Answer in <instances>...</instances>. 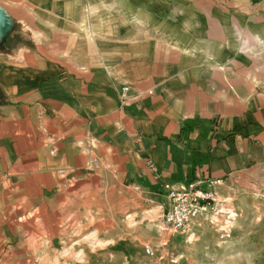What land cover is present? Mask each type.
I'll return each instance as SVG.
<instances>
[{
  "label": "crops",
  "instance_id": "1",
  "mask_svg": "<svg viewBox=\"0 0 264 264\" xmlns=\"http://www.w3.org/2000/svg\"><path fill=\"white\" fill-rule=\"evenodd\" d=\"M129 2L120 59L0 55V264H129L171 239L164 184L264 176V5Z\"/></svg>",
  "mask_w": 264,
  "mask_h": 264
},
{
  "label": "rangeland",
  "instance_id": "2",
  "mask_svg": "<svg viewBox=\"0 0 264 264\" xmlns=\"http://www.w3.org/2000/svg\"><path fill=\"white\" fill-rule=\"evenodd\" d=\"M158 1L169 7L177 1L180 9L192 6L194 0ZM228 1L210 0V4L228 10L241 4L233 0L230 8ZM0 6L14 27L10 41L0 40V55L24 66L73 59L85 63L91 55L100 61L120 59V49H128L125 28L138 26L137 12L141 11L129 0H0ZM245 39L242 35L239 53L249 59L260 57L261 51H250ZM242 183L236 184L233 199H217L216 212L197 218L189 233L178 234L166 226L170 241L158 237L155 244L144 243L143 254L129 264H264V176ZM145 246L154 250L153 257L147 256ZM101 264L126 263L116 257L113 263Z\"/></svg>",
  "mask_w": 264,
  "mask_h": 264
},
{
  "label": "built area",
  "instance_id": "3",
  "mask_svg": "<svg viewBox=\"0 0 264 264\" xmlns=\"http://www.w3.org/2000/svg\"><path fill=\"white\" fill-rule=\"evenodd\" d=\"M253 4L264 5V0H251ZM121 93V104L128 105L131 101L126 96L128 87H124ZM152 93V92H150ZM218 123V122H217ZM220 123V122H219ZM150 168L156 172L157 167L149 160ZM222 180H209L208 189H201L202 181L182 184L166 183L163 186V223L175 233L187 234L194 225L197 218L216 212L217 194L215 187L222 184ZM145 253L149 257L155 255L154 250L145 246Z\"/></svg>",
  "mask_w": 264,
  "mask_h": 264
},
{
  "label": "water",
  "instance_id": "4",
  "mask_svg": "<svg viewBox=\"0 0 264 264\" xmlns=\"http://www.w3.org/2000/svg\"><path fill=\"white\" fill-rule=\"evenodd\" d=\"M13 22L7 11L0 6V40L4 41L10 36L13 30Z\"/></svg>",
  "mask_w": 264,
  "mask_h": 264
},
{
  "label": "trees",
  "instance_id": "5",
  "mask_svg": "<svg viewBox=\"0 0 264 264\" xmlns=\"http://www.w3.org/2000/svg\"><path fill=\"white\" fill-rule=\"evenodd\" d=\"M11 40V37L9 36L8 38H7V41H10Z\"/></svg>",
  "mask_w": 264,
  "mask_h": 264
}]
</instances>
